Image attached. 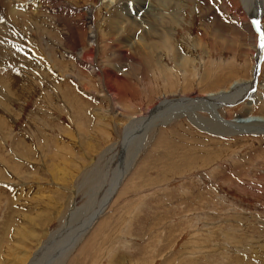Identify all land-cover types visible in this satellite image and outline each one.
Instances as JSON below:
<instances>
[{"label": "rangeland", "instance_id": "1", "mask_svg": "<svg viewBox=\"0 0 264 264\" xmlns=\"http://www.w3.org/2000/svg\"><path fill=\"white\" fill-rule=\"evenodd\" d=\"M172 1L171 12L181 5L171 37L183 67L168 46L157 64L129 46L158 27L153 11L143 20L134 14L145 0L0 2V264L58 259L68 237L45 243L73 202L90 203L86 187L74 193L81 175L132 116L165 114V92L194 97L254 78L264 10L253 19L240 0ZM261 59L254 115H264V49ZM199 126L183 115L148 129L144 149L65 264H264V133ZM101 182L92 191L105 197ZM85 217L71 221L70 233Z\"/></svg>", "mask_w": 264, "mask_h": 264}, {"label": "bare ground", "instance_id": "2", "mask_svg": "<svg viewBox=\"0 0 264 264\" xmlns=\"http://www.w3.org/2000/svg\"><path fill=\"white\" fill-rule=\"evenodd\" d=\"M1 1H4V0H0V2ZM145 1H146L145 2L146 4L148 3V7H146V5L144 4H143L144 7H142L143 5L139 4V8H137L136 13L134 12L133 13L137 16L138 14L141 13L142 14V15L140 14L141 20H143L146 14H150V12L153 11L154 16L156 18L154 19L158 23L157 25L158 27L153 26L152 28L153 33L148 34L149 35L147 36L149 37L148 39L144 37V38L138 39L137 42L136 41L133 43L129 42L130 44L129 46L137 45L138 54L141 60L143 62H146V61L151 62L152 64L160 63L161 56L159 55L158 50L160 48L168 46V48L171 49V52L174 55V58L176 61L175 63L177 67H183L185 65L184 59L180 58V56L177 57L176 54L174 53L175 47H172L173 38L171 37V31L173 30L172 27L176 26L174 25L175 20L173 19V17L176 15L181 5L180 6L178 5L176 7L177 11H175L174 13L169 10V6H172L174 2L172 0H158V2L157 1L154 2L155 4H157V6L152 5L148 0H145ZM142 3H144V0ZM240 3L242 5V8L246 12L251 14V17H254L253 19H255L256 16L260 15L258 13H261L264 10V0L258 1V4L262 6V9L260 12L258 11L259 9L257 8L258 7L257 0H240ZM142 9L144 11L140 12L142 11ZM165 9H167L166 11H168V15L163 14L162 11H165ZM17 12L16 13L14 12V14L12 15L16 17V14H20ZM124 13H128V11L127 12L125 11ZM129 15H130V12H129ZM262 16L263 15H261V17ZM157 17H158V20H157ZM125 20H128V19H125ZM123 24L124 23H122L121 26ZM160 26H163V28L160 29ZM126 28L127 27H125L124 31L127 30ZM263 29L264 27H261L260 32H263L262 31ZM8 32H10V30H8ZM92 37L95 38L96 34L94 33ZM144 40H145V43H144ZM9 41H6V43H8ZM15 43H17V41ZM16 46L17 45H14L12 47L9 46L7 49H13ZM139 47L141 49H139ZM259 49L260 50L259 51L257 50L256 52V57H255L256 61L253 67L254 77L256 74H258L260 60H262L261 54L263 53V49L261 47H259ZM2 50L4 49H2V46H1L0 47V58L2 57L1 55ZM155 52L156 54L153 55V53ZM3 56H6V54H4ZM80 57L82 59V56ZM104 73L107 79L111 77V71L108 70V71H105ZM110 82L111 81L107 83H110ZM8 87L11 90L15 88L12 82L8 85ZM178 94H181V93L173 92L170 94H166L165 92V94L161 95V97L159 98L160 102L158 103V105L166 106V107H163V109L167 110L165 111V114L157 113L159 111L157 110V112H155L157 113L155 116H148V117H142V118H140V116H137V119L134 118L135 116H132L133 118L131 119V122H129V124L125 126L123 132L119 134L120 136L119 140L108 145L103 150V152L100 155H98L96 158H94L92 163L88 167L85 168V170L83 171L81 175L82 179L80 180L78 187L75 188L74 193L75 192L78 193L77 191H80V189L86 187L89 200L91 201L89 204L83 205L81 207H76L75 202H73L71 210L69 211L68 215L64 218V222L62 223V225L58 228V232L60 233V235L57 237V240H59L60 238L63 239L67 237L68 239L65 241L64 244L61 245V248H58L57 251L60 253L58 254V257H57L58 259L55 262L50 261L49 264H65L67 259L69 258L73 250L75 249V247H77L79 242L83 239V236H85V233L89 231V229L98 221L99 217L105 212L106 208L108 207L110 203V200L115 195L117 188L123 182V180L125 179V177L127 176L130 170L131 163L130 165H128L131 160L130 158L134 156V158L133 157L132 158L135 160L137 156L139 155V153L144 149L145 140L148 135L147 133L148 129L151 131L152 128L155 127L159 123H167L177 117L187 115L188 118L190 117L193 119L194 117V123L196 124L200 123L199 127L206 128L208 131L212 133H222V134L229 135V136H236V135L249 134V133L257 134L260 131L264 133V115L251 114V112L254 109L253 103L258 101L256 100L257 97L260 98L259 96H257L256 82L254 81L253 77L250 78V80H247L244 78L237 79L233 81L228 88L217 90V91H214V90L210 92L208 91L203 95L197 94V95H194V97H192V96H185V95H178ZM242 103H244V107L242 109V112H240L238 115L234 117H227V116L222 115L223 111L229 112L231 110L230 107H234ZM200 112H206L208 116H203L202 114H200ZM136 124H138V126L140 127H136L135 126ZM134 132H138V133L134 135ZM102 180L105 183L104 189L105 191L108 192L105 195V197L97 196L96 195L97 191H94V192L92 191L94 189H98V190L103 189L102 186L100 185L102 183L101 182ZM82 216H86V217L83 219L82 222H79V224L82 225L80 228L79 226L77 227L79 231L77 233L73 232V234L70 233V230L68 228L73 226V222H74L73 220L75 221L79 219L82 220ZM85 227H86V230H85ZM81 231L83 232L81 233ZM70 235H73V236L69 237ZM52 236H53V233L50 235L49 238H52ZM57 240H55V242ZM47 246H48V243L46 242L45 247ZM49 258L50 257H48V259ZM28 264H42V263H37L36 257H33V259Z\"/></svg>", "mask_w": 264, "mask_h": 264}, {"label": "water", "instance_id": "3", "mask_svg": "<svg viewBox=\"0 0 264 264\" xmlns=\"http://www.w3.org/2000/svg\"><path fill=\"white\" fill-rule=\"evenodd\" d=\"M259 32H260V30H259ZM261 33V32H260ZM261 47V46H260ZM264 49V48H263ZM261 57L263 58V53L261 54ZM258 73H259V70H258ZM257 75L258 74H256L255 75V77H254V81L256 82L257 81ZM132 163V162H131ZM133 166V163L130 165V168ZM121 185V184H120ZM119 185V186H120ZM118 189V188H117ZM85 229H86V227H85ZM60 235V233L58 232V229L57 230H55L54 232H53V236H52V238H49V240H47V243L49 244V245H51L52 243H54L55 242V240H57V237ZM54 238V239H53ZM51 239H52V241H51Z\"/></svg>", "mask_w": 264, "mask_h": 264}, {"label": "snow or ice", "instance_id": "4", "mask_svg": "<svg viewBox=\"0 0 264 264\" xmlns=\"http://www.w3.org/2000/svg\"><path fill=\"white\" fill-rule=\"evenodd\" d=\"M257 24H259V22H257ZM260 46L264 48V32L260 33Z\"/></svg>", "mask_w": 264, "mask_h": 264}]
</instances>
